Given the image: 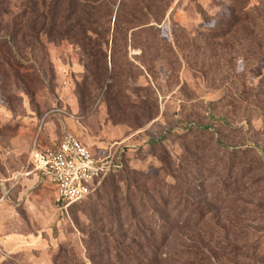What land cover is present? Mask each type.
Masks as SVG:
<instances>
[{"label": "rangeland", "instance_id": "374dc122", "mask_svg": "<svg viewBox=\"0 0 264 264\" xmlns=\"http://www.w3.org/2000/svg\"><path fill=\"white\" fill-rule=\"evenodd\" d=\"M235 1L250 23L211 41L216 28L225 30L219 24L230 16L231 0H46L42 14H28L25 0H0V263L126 264L104 247H91L92 257L84 244L95 198L63 210L45 178L20 177L33 145L53 149L67 134L96 159L120 166L99 190L111 179L123 190L119 181L132 173L149 187L169 184L161 160L176 164L202 132L221 152L253 149L261 164L254 178L264 179V0ZM80 18L99 20L88 34L123 76L120 90H152L153 121L145 124L130 106H105L100 97L78 106L80 32L68 35L60 26L76 29ZM218 178L204 181L205 190ZM248 180L249 192L227 203L197 197L210 213L200 227L175 230L152 264H249L235 247L253 242L255 231L243 226L255 224L233 221L258 218L254 200L264 183Z\"/></svg>", "mask_w": 264, "mask_h": 264}, {"label": "trees", "instance_id": "16d2710c", "mask_svg": "<svg viewBox=\"0 0 264 264\" xmlns=\"http://www.w3.org/2000/svg\"><path fill=\"white\" fill-rule=\"evenodd\" d=\"M38 1L39 4L25 0V9H30L26 11L28 14H42L46 0ZM229 12L230 16L219 24L225 30L220 34V28H216L217 34L211 35V41L227 39L250 23L247 13L237 9L235 0H231ZM78 21L76 29L74 26L71 29L65 27L67 22L60 26L66 28L68 35L75 30L80 32L75 36V43L80 47L85 61L83 79L76 86L78 106H83L86 100L95 101L100 97L105 106H114V110L118 106H130V110L139 112L145 124L153 121L156 114L151 106H157V103L149 101L154 95L152 90L134 88L128 96L125 90L121 91V86L126 87V83L121 82L123 76L108 67L100 43L88 34L89 29L99 26V20L85 21L80 18ZM84 24L86 27L82 28ZM107 111L112 114L109 108ZM138 128L141 126L134 127ZM202 133L184 145V152L176 164L165 157L161 160L163 172L172 181L169 184L156 182L149 187L141 176L132 173L127 180L119 181H124L123 190L111 179L102 190L98 186L87 197L88 200L95 198L88 215L90 230L86 232L87 240H84L92 257L97 252L93 250L95 247L92 250L91 247L97 246L104 247L109 254L114 255L115 260H124L126 264H152L153 255L175 230L200 227L206 214L210 213L196 200L197 197L211 194L213 202L221 205L236 195L249 192V177H253L254 185L264 183L263 178H254L260 172L261 164L253 149L240 146L221 152ZM213 177H220L217 186L206 191L203 182ZM257 196L254 202L258 218L242 217L233 221L241 225L255 224L253 227L243 226L255 231L253 242H245L243 248L235 247V250L239 249L238 258L249 264H264V217H260L264 213V188ZM0 264L14 263L6 259Z\"/></svg>", "mask_w": 264, "mask_h": 264}, {"label": "built area", "instance_id": "2783aa9c", "mask_svg": "<svg viewBox=\"0 0 264 264\" xmlns=\"http://www.w3.org/2000/svg\"><path fill=\"white\" fill-rule=\"evenodd\" d=\"M26 165L20 177L45 178L54 189L55 206L63 210L85 200L108 174L120 169L108 158L96 159L71 134L65 135L53 149L33 145Z\"/></svg>", "mask_w": 264, "mask_h": 264}]
</instances>
